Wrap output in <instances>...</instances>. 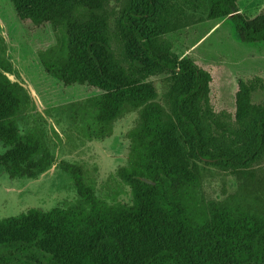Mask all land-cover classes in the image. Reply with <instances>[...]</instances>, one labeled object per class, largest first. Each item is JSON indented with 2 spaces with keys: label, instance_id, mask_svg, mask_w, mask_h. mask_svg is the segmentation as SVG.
Wrapping results in <instances>:
<instances>
[{
  "label": "trees",
  "instance_id": "1",
  "mask_svg": "<svg viewBox=\"0 0 264 264\" xmlns=\"http://www.w3.org/2000/svg\"><path fill=\"white\" fill-rule=\"evenodd\" d=\"M171 1L12 0L21 21L53 30L56 47L38 55L45 73L101 92L82 105L95 139L111 137L129 111H139V122L128 134L131 204L101 201L83 169L63 162L78 201L0 219V264H264V175L256 168L264 162V103H252L264 83L239 82L235 125L218 117L211 75L163 38L180 29ZM204 1L208 21L233 15L242 43L264 44V10L251 18L240 0ZM0 69L18 78L1 60ZM160 76L164 105L152 82ZM29 103L26 89L0 72V171L11 180H34L55 164L16 123ZM199 164L231 172L236 194L205 202Z\"/></svg>",
  "mask_w": 264,
  "mask_h": 264
},
{
  "label": "rangeland",
  "instance_id": "2",
  "mask_svg": "<svg viewBox=\"0 0 264 264\" xmlns=\"http://www.w3.org/2000/svg\"><path fill=\"white\" fill-rule=\"evenodd\" d=\"M116 4H113L115 6ZM173 21L179 30L166 34L180 60H191L212 77L210 105L223 121L235 125L236 94L240 81L260 79L264 83V44L240 41L231 17L208 21L204 0H172ZM242 14L256 17L264 8L261 0H240ZM120 9L123 2L120 3ZM56 47L50 25L36 26L21 21L12 0H0V60L28 83L36 93L16 119L20 130L39 138L54 157L55 164L34 180H11L0 171V219L16 217L28 210L44 212L68 207L78 201L71 179L59 165L63 162L83 169L96 196L109 205L131 204L133 195L129 166L131 142L128 134L139 122V111H129L113 125L112 136L95 139L89 131L90 115L82 108L101 92L89 86L65 87L48 76L39 53ZM166 77L152 80L157 101L164 105L168 90ZM254 105L264 103V89L252 96ZM257 170L264 175V162ZM201 196L205 202H223L238 191L229 171L199 164Z\"/></svg>",
  "mask_w": 264,
  "mask_h": 264
},
{
  "label": "water",
  "instance_id": "3",
  "mask_svg": "<svg viewBox=\"0 0 264 264\" xmlns=\"http://www.w3.org/2000/svg\"><path fill=\"white\" fill-rule=\"evenodd\" d=\"M233 15H231L230 17H232ZM0 72L5 75L10 81L11 83H18L20 84L24 89H27L30 96L34 99V101L37 103V98H36V93L33 90L32 86H30L28 83H26V85H23L19 82V80L14 77L13 75L9 74V73H5L3 70L0 69ZM142 182L149 184V185H154L153 182L146 180V179H140Z\"/></svg>",
  "mask_w": 264,
  "mask_h": 264
},
{
  "label": "crops",
  "instance_id": "4",
  "mask_svg": "<svg viewBox=\"0 0 264 264\" xmlns=\"http://www.w3.org/2000/svg\"><path fill=\"white\" fill-rule=\"evenodd\" d=\"M261 2H263V3H264V0H261ZM262 10H264V8H262ZM262 10H261V11H262Z\"/></svg>",
  "mask_w": 264,
  "mask_h": 264
},
{
  "label": "flooded vegetation",
  "instance_id": "5",
  "mask_svg": "<svg viewBox=\"0 0 264 264\" xmlns=\"http://www.w3.org/2000/svg\"><path fill=\"white\" fill-rule=\"evenodd\" d=\"M18 79V78H17Z\"/></svg>",
  "mask_w": 264,
  "mask_h": 264
}]
</instances>
